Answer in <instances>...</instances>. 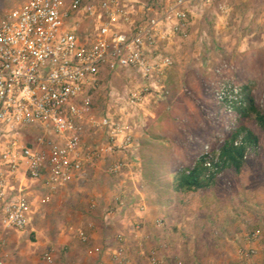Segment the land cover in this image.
<instances>
[{
    "label": "built area",
    "instance_id": "1",
    "mask_svg": "<svg viewBox=\"0 0 264 264\" xmlns=\"http://www.w3.org/2000/svg\"><path fill=\"white\" fill-rule=\"evenodd\" d=\"M136 0H27L0 16V264H3L2 233H23L29 224L30 199L25 188L13 187L14 178L38 182L40 203L47 204L59 189L81 177L84 165L112 160L107 174L138 179L137 140L134 131L152 115L151 104L163 99L165 77L173 66L167 47L187 40L193 20L213 14L230 16L229 0H146L136 11ZM257 22L264 26V0H260ZM86 26H85V25ZM205 38V34L199 37ZM105 75L121 78L122 90L112 89ZM218 81L212 99L231 117L242 102L240 86L215 71ZM107 89L102 114L92 115L93 96ZM137 116V117H136ZM100 136L86 148L82 125ZM37 131L35 141L25 136ZM205 167L215 158L203 146L196 158ZM195 163L191 168H193ZM187 174L188 169H180ZM132 174V175H131ZM139 180V179H138ZM116 194L103 208L102 218H119L128 209L145 213L138 190ZM96 209V204L89 206ZM156 228L163 222H155ZM90 227V226H89ZM135 236L140 231L134 224ZM85 242L86 234L78 232ZM257 234L250 233L237 264H254ZM110 255L113 264H131L123 255L124 237ZM137 253L144 264H165L155 250L142 241ZM45 264L51 257L43 256ZM264 261V258H263ZM97 264H105L103 261Z\"/></svg>",
    "mask_w": 264,
    "mask_h": 264
},
{
    "label": "rangeland",
    "instance_id": "2",
    "mask_svg": "<svg viewBox=\"0 0 264 264\" xmlns=\"http://www.w3.org/2000/svg\"><path fill=\"white\" fill-rule=\"evenodd\" d=\"M26 1L0 0V16ZM136 1V11L140 12L146 0ZM229 3L232 9L225 25L213 20V14L195 20L196 36L184 42L197 46V51L189 53V57L181 62L184 80L182 84L177 83V100H172L159 121L153 125L158 134L169 138L173 144L168 158L172 160L174 171L191 168L203 146H208L216 158L229 137L231 117L223 107L215 104L211 95L218 81L216 70H220L223 76L231 78L238 86L248 85L257 105L264 111V26L257 22L260 0H229ZM192 25L193 22L190 31H193ZM201 34H205L203 40L199 38ZM175 72L174 68L170 70V74ZM121 78L105 75L103 81H109L112 89L120 93ZM107 92V89L101 88L93 96L92 115L96 119L101 116L105 107ZM155 106L153 102L151 109H155ZM145 124L146 121L142 120L136 127V140L142 136ZM245 125L259 137L257 151H251L239 174H221L216 185L205 193L208 197L204 198V203L220 206L235 197V203L237 199L246 201L255 211L264 206L263 196L260 195L264 190V134L250 123ZM36 134L37 131L27 134V142H34ZM82 140L88 149V146L100 142V136L94 134L84 122ZM111 161L98 162L93 166L84 165L82 176L69 189L73 190L69 196L51 199L47 204H41L40 198L30 199L31 209L26 230L23 233L11 230L2 233L3 264H45V254L50 255V264H88V228L100 231L107 239H111L113 234L121 233L120 222L124 220L122 214L119 218H102L103 208L112 203L116 194L122 190H138L146 210L149 201L156 198L150 191L152 189L144 182L135 180L134 176L131 181L126 177L124 179L108 175L106 170ZM172 178V174H166L161 179L158 190H165L164 183H170ZM101 193H104L103 198H98L97 195ZM179 196L185 197L184 193ZM97 200L103 203H97ZM92 203L96 204L95 210L89 209ZM197 204L202 205L200 202ZM190 208L188 212L191 211ZM131 228L133 232V227ZM78 232L86 234L85 242L79 240ZM128 245L132 243L128 241ZM145 246L147 247V243ZM137 264L144 262L140 260Z\"/></svg>",
    "mask_w": 264,
    "mask_h": 264
},
{
    "label": "crops",
    "instance_id": "3",
    "mask_svg": "<svg viewBox=\"0 0 264 264\" xmlns=\"http://www.w3.org/2000/svg\"><path fill=\"white\" fill-rule=\"evenodd\" d=\"M216 21L221 23V18H217ZM196 26V21L193 20V31H190L187 40L195 38L194 28ZM184 41L176 40L167 47L174 62L170 70L174 68L176 72L170 74L169 70L165 82L167 84L174 83L176 87L177 83L182 84L184 80L181 62L189 57V53L197 51V46ZM176 87V96H178ZM136 132L137 129L134 131L135 137ZM76 180L59 189L51 196V199H62L64 196H69V193L73 192L69 189ZM11 184L15 188L19 186L25 188L29 199L40 198L41 186L38 182L24 180L19 175L12 180ZM207 191L209 190L184 193V198L179 194L170 193L168 200L156 197L149 201L145 213L128 209L124 214V220L120 222V235L125 240L123 255L129 257L131 264H137V261L140 260L143 263L144 260L137 253V245L139 241H142L145 249L155 250L164 259L165 264H237L239 251L245 248L246 237L250 233H255L258 239L252 245L256 249V255L252 260L254 264H264V206L262 205L259 211H255L246 201L237 199V203H235V197H232V200L228 199L220 206L204 203V198L208 197L205 194ZM130 192L132 199L138 201L135 192L132 190ZM103 194L101 193L97 197L100 198ZM260 195L263 196L262 202L264 203V190ZM248 197L250 198V196ZM96 202L103 203L101 200ZM188 206L191 207L190 212H188ZM150 211H152L151 214ZM158 220L163 221L162 228H156L155 222ZM136 223H139L140 231L136 236H133L131 226ZM126 231H131V234ZM115 235L113 234L111 239H107L100 231H92L88 228V264H97L100 261L105 264H113L110 255L115 248H118V244L114 240ZM128 241L132 245L127 246ZM145 243H147V247Z\"/></svg>",
    "mask_w": 264,
    "mask_h": 264
},
{
    "label": "trees",
    "instance_id": "4",
    "mask_svg": "<svg viewBox=\"0 0 264 264\" xmlns=\"http://www.w3.org/2000/svg\"><path fill=\"white\" fill-rule=\"evenodd\" d=\"M175 87L174 83L165 82L164 89L168 94L157 101L153 115L146 121L143 134L137 140L138 179L152 189L150 191L157 198H167L166 200L170 193L183 194L212 189L223 173L239 174L251 151L256 152L259 147L258 135L248 129L245 123L254 125L264 134V111L257 105L251 88L242 85V102L233 107V126L229 128V137L219 149L217 157L211 161L210 167H205L204 160L200 159L195 161L193 168H187V174L174 171L172 160L168 158L173 144L169 138L158 134L153 125L159 121L172 100H177ZM166 174H172L173 178L170 183H164L165 190H158L161 179Z\"/></svg>",
    "mask_w": 264,
    "mask_h": 264
}]
</instances>
